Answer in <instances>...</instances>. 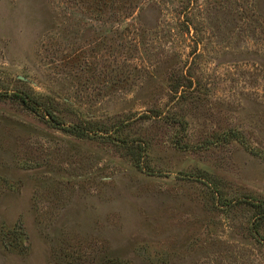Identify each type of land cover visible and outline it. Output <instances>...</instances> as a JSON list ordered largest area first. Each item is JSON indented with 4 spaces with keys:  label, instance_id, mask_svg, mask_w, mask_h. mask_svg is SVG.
I'll list each match as a JSON object with an SVG mask.
<instances>
[{
    "label": "rangeland",
    "instance_id": "374dc122",
    "mask_svg": "<svg viewBox=\"0 0 264 264\" xmlns=\"http://www.w3.org/2000/svg\"><path fill=\"white\" fill-rule=\"evenodd\" d=\"M253 200L264 0H0V264H264Z\"/></svg>",
    "mask_w": 264,
    "mask_h": 264
},
{
    "label": "trees",
    "instance_id": "16d2710c",
    "mask_svg": "<svg viewBox=\"0 0 264 264\" xmlns=\"http://www.w3.org/2000/svg\"><path fill=\"white\" fill-rule=\"evenodd\" d=\"M17 98L19 99L20 104L27 105L29 108L33 109L32 105L27 103L23 97L18 96ZM50 116H51V122L54 125V127L61 129L65 133H68L72 136H76L80 138L85 137L87 135L85 130H81V128L77 126H63L62 124H60L59 120L55 118V116L51 114ZM242 203L245 204V202H242ZM247 203L250 206V208L255 210V215H254L255 220L253 223V229L256 233H259L261 227L264 224V201L253 200L252 202L250 201Z\"/></svg>",
    "mask_w": 264,
    "mask_h": 264
},
{
    "label": "water",
    "instance_id": "95a60500",
    "mask_svg": "<svg viewBox=\"0 0 264 264\" xmlns=\"http://www.w3.org/2000/svg\"><path fill=\"white\" fill-rule=\"evenodd\" d=\"M22 80V78H20Z\"/></svg>",
    "mask_w": 264,
    "mask_h": 264
}]
</instances>
